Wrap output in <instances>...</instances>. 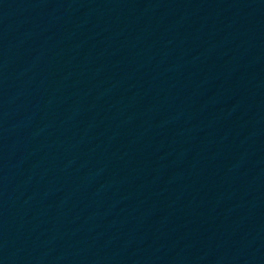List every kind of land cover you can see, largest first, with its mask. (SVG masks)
<instances>
[{
    "label": "water",
    "instance_id": "water-1",
    "mask_svg": "<svg viewBox=\"0 0 264 264\" xmlns=\"http://www.w3.org/2000/svg\"><path fill=\"white\" fill-rule=\"evenodd\" d=\"M157 264H264V27Z\"/></svg>",
    "mask_w": 264,
    "mask_h": 264
}]
</instances>
